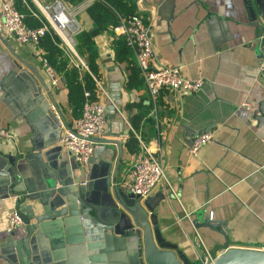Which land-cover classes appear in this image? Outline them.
Instances as JSON below:
<instances>
[{
	"label": "crops",
	"instance_id": "1",
	"mask_svg": "<svg viewBox=\"0 0 264 264\" xmlns=\"http://www.w3.org/2000/svg\"><path fill=\"white\" fill-rule=\"evenodd\" d=\"M21 1L29 12L34 11L29 0ZM30 1L37 10L40 2ZM107 1L112 6L106 4L113 13L111 23L118 15L141 16L148 29L154 67L180 66L183 76L203 83L193 93L160 89V120L155 125L147 116L148 94L133 57L125 46L117 44L121 38L114 35L113 24L106 19L102 24L106 25L91 37L92 52L81 53L93 66L101 87H93L92 98L101 105L105 119L89 163L80 167L84 191L96 193L104 187L103 161L113 164L117 155L113 141H118L120 151L119 179L127 183L128 168L138 154L131 133L134 129L149 148L158 149L167 184L157 185L150 195L157 191L165 195L155 207L156 226L178 255L199 264L205 252L213 258L224 249L223 235L205 226L195 227L191 223L195 217L221 222L228 247L264 250V144L260 141L264 120L252 118L253 110L264 100V84L256 69V44L260 42L256 25L263 26L264 35V0ZM64 2L74 11L82 31L93 29L85 8L75 9L81 0ZM43 62V51L37 45L16 43L0 20V128L9 134L0 137V167L6 165V156L29 152L32 131L36 147H49L53 152L60 146L62 157L70 156L58 141L67 128L61 125L48 134L41 120L30 121L33 106L47 108L49 104L38 80L50 89L64 124L70 127L76 118L64 78L56 74L57 86H51ZM83 73L78 69V77ZM243 102L248 107L241 106ZM206 131L212 133L211 140L191 155L187 148L190 138ZM24 168L13 190L0 186V245L11 237L4 225L6 215L17 210L16 197L24 188H36L35 172L26 165ZM12 232L13 239L22 237L23 225ZM79 234L73 228L59 238L45 234L51 260L75 263L85 252ZM103 258L105 264L119 260L116 251L103 254ZM0 264L6 263L0 260Z\"/></svg>",
	"mask_w": 264,
	"mask_h": 264
},
{
	"label": "water",
	"instance_id": "2",
	"mask_svg": "<svg viewBox=\"0 0 264 264\" xmlns=\"http://www.w3.org/2000/svg\"><path fill=\"white\" fill-rule=\"evenodd\" d=\"M256 28L257 38H260L256 44L260 58L264 52L263 26L256 25ZM38 81L49 104L47 108L33 106L29 114L30 121L41 120L44 133L46 131L48 134L61 125L68 128L53 103L50 89L42 80ZM252 118L263 122L264 100L257 104ZM41 134L38 136L41 137ZM33 136L35 133L32 131L29 152L6 156V165L0 167V186H5L8 191L20 183V173L25 170V165L35 172L36 182L35 189L24 188L23 193L15 199L24 234L13 239V232L10 233L11 237L0 245V260L6 264H105L103 254L116 251L119 257V260L114 259L116 264H198L178 255L159 233L155 207L165 197L164 193L157 191L139 201L123 188L118 174V141L111 142L117 146L113 164L103 161L106 165L102 171L104 187L88 194L84 191L85 182L82 181L80 166L70 156L62 157L60 146H56L53 152L48 151L49 147H36ZM67 155H70L69 151ZM26 199H35L36 202L26 203ZM71 219L75 220L74 224ZM191 223L195 227L205 226L223 235V251L207 261V264H264V250L228 247L221 222L208 217L202 220L195 217ZM72 228L77 229L82 236L84 254L77 257L75 263L71 260L66 263L51 260L46 249L48 242L45 234L59 238V234L63 236L66 229ZM3 249L6 251L2 252Z\"/></svg>",
	"mask_w": 264,
	"mask_h": 264
},
{
	"label": "built area",
	"instance_id": "3",
	"mask_svg": "<svg viewBox=\"0 0 264 264\" xmlns=\"http://www.w3.org/2000/svg\"><path fill=\"white\" fill-rule=\"evenodd\" d=\"M94 1L97 0H81L75 9H84ZM37 10L36 13L30 12L39 20L40 24L30 27L25 24L24 14L17 9L15 0H0L1 23L16 43L36 45L41 36L50 33L57 37V45L68 57L69 65L88 72L84 60L77 54L74 46L73 37L82 30L74 17V11L68 8L64 0H52L44 4L38 3ZM112 29L114 35L122 39L133 57L138 75L148 94L150 108L147 116L152 119L155 125L160 120L157 113V97L160 89H166L171 93H193L201 87L203 82L183 76L180 66L156 68L152 65L153 52L148 29L140 15H118L116 24ZM43 68L50 85L56 87L58 83L56 73L44 62ZM256 69L261 82L264 84V52L262 57L257 60ZM94 82L96 90H101L95 79ZM241 106L248 107V103L243 102ZM104 123L101 105L91 97L89 91H84L79 115L73 119L70 127L64 130L59 138V143L69 151L70 157L80 167L87 165L92 154L93 144L101 135ZM131 133L136 140L138 154L128 168L127 183L122 184L127 193L141 201L150 195L157 185L166 186L167 183L157 147L155 150L149 148L148 144L134 129H131ZM0 137L8 138L9 134L0 128ZM211 138L212 133L210 131L192 136L187 146L188 152L195 155L198 149ZM260 141L264 144V132ZM20 225L22 223L16 210L6 215L4 229L7 233L12 232ZM211 260L212 258L205 252L202 264H207L206 262Z\"/></svg>",
	"mask_w": 264,
	"mask_h": 264
},
{
	"label": "trees",
	"instance_id": "4",
	"mask_svg": "<svg viewBox=\"0 0 264 264\" xmlns=\"http://www.w3.org/2000/svg\"><path fill=\"white\" fill-rule=\"evenodd\" d=\"M22 3L23 2L21 0H15L17 9L24 14L25 24L30 27L38 26L40 24L39 20L35 18ZM106 4L111 6L107 0H97L85 7L86 13L89 15L94 24L93 29L89 31L81 30L73 37L75 50L84 60L88 70V72L84 71L81 78L78 77V69L69 65L68 57L57 45L58 39L56 36L50 33H45L39 38L38 43L36 44L43 51L44 63L50 66L56 74H61L64 78L65 85L67 87L69 104L75 117H77L80 113L83 101V92L89 91L92 97L93 87L95 88L94 79L97 81L96 75L93 71V66L89 63V61H85L81 53L83 50H85L88 54L92 52V35L95 32L100 31L106 25H102L106 22V19H109L107 22H112L111 14L113 15V13ZM111 24H113L111 27L113 28L116 24V19L114 20V23ZM117 44L125 46L121 39H117Z\"/></svg>",
	"mask_w": 264,
	"mask_h": 264
},
{
	"label": "rangeland",
	"instance_id": "5",
	"mask_svg": "<svg viewBox=\"0 0 264 264\" xmlns=\"http://www.w3.org/2000/svg\"><path fill=\"white\" fill-rule=\"evenodd\" d=\"M38 2H40V4H44V3H49L51 2L52 0H37ZM29 6L36 12V6L34 5V3H32L30 0H29Z\"/></svg>",
	"mask_w": 264,
	"mask_h": 264
}]
</instances>
